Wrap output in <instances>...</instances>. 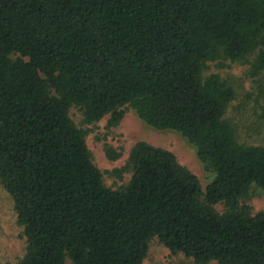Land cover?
<instances>
[{
    "label": "trees",
    "instance_id": "trees-1",
    "mask_svg": "<svg viewBox=\"0 0 264 264\" xmlns=\"http://www.w3.org/2000/svg\"><path fill=\"white\" fill-rule=\"evenodd\" d=\"M219 59L264 91V0H0V185L26 239L13 264H141L154 238L196 264H264V211L246 203L264 144L225 119L234 90L203 75ZM72 106L86 124L129 107L180 134L209 182L138 141L128 181L106 187Z\"/></svg>",
    "mask_w": 264,
    "mask_h": 264
},
{
    "label": "rangeland",
    "instance_id": "rangeland-1",
    "mask_svg": "<svg viewBox=\"0 0 264 264\" xmlns=\"http://www.w3.org/2000/svg\"><path fill=\"white\" fill-rule=\"evenodd\" d=\"M219 75L230 83L235 96L225 113L235 128L237 139L247 144H264V120L259 117L260 106L264 107V91L259 93L257 80L250 74V65L239 61L215 60L206 62L203 75ZM123 116L114 126H108L109 115L93 124L83 122L79 108H69V116L74 124L84 130L85 142L91 159L101 173L103 184L116 189L128 181L130 172L123 171L131 147L144 141L174 154L177 161L193 173L204 188L211 176L198 160L195 149L180 134L171 130H157L147 126L135 113L125 107ZM109 148L118 154L110 159L105 150ZM252 213L264 211V191L252 187L247 196ZM13 204L8 193L0 185V262L16 263L26 250L23 229L18 224ZM222 211L223 206H214ZM69 264V261H66ZM141 264H196L182 253H172L157 239H152L146 257ZM208 264H217L210 262Z\"/></svg>",
    "mask_w": 264,
    "mask_h": 264
}]
</instances>
